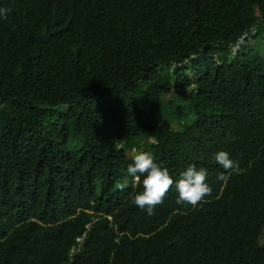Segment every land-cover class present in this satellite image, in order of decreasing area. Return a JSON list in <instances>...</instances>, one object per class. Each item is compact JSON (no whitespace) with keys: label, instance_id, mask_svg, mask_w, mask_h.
I'll return each instance as SVG.
<instances>
[{"label":"trees","instance_id":"trees-1","mask_svg":"<svg viewBox=\"0 0 264 264\" xmlns=\"http://www.w3.org/2000/svg\"><path fill=\"white\" fill-rule=\"evenodd\" d=\"M0 7V264H264V0ZM139 152L174 180L206 169L211 195L173 186L149 216Z\"/></svg>","mask_w":264,"mask_h":264},{"label":"clouds","instance_id":"clouds-1","mask_svg":"<svg viewBox=\"0 0 264 264\" xmlns=\"http://www.w3.org/2000/svg\"><path fill=\"white\" fill-rule=\"evenodd\" d=\"M10 8L0 7V18L7 20ZM135 152V150H133ZM214 160L224 170L217 176L219 181H227L225 173L239 171V164L231 158L226 150H219L214 154ZM127 174L132 179V186L142 185V191L133 192V203L141 209L146 210L149 216L154 215L158 205L163 204L169 191L175 187L178 193L177 203L197 207L206 196H210L212 188L207 183V170L197 168L194 164L189 165L178 180L170 175L166 166L157 162L155 156L149 152H139L133 156V163L127 168ZM127 186L117 183L116 187L123 190ZM81 240V239H80ZM78 240V241H80ZM76 251L73 247L71 253Z\"/></svg>","mask_w":264,"mask_h":264},{"label":"rangeland","instance_id":"rangeland-1","mask_svg":"<svg viewBox=\"0 0 264 264\" xmlns=\"http://www.w3.org/2000/svg\"><path fill=\"white\" fill-rule=\"evenodd\" d=\"M258 41L261 44H258ZM249 44L255 45L256 47L260 48L261 52L264 55V28L262 29V31L258 35L251 34L250 38L248 39V45ZM188 73H189V75L193 76L192 71H189ZM166 98H168V96H166L164 99H166ZM168 99H166V100H168ZM260 242L264 243V233H262L260 236Z\"/></svg>","mask_w":264,"mask_h":264},{"label":"built area","instance_id":"built-area-1","mask_svg":"<svg viewBox=\"0 0 264 264\" xmlns=\"http://www.w3.org/2000/svg\"><path fill=\"white\" fill-rule=\"evenodd\" d=\"M253 29V28H252ZM256 29H253V33H255ZM250 34L248 32H245L241 37H239V42L233 46V49L236 50L241 43H244L245 39L248 38ZM81 238L78 237L77 240H80Z\"/></svg>","mask_w":264,"mask_h":264}]
</instances>
